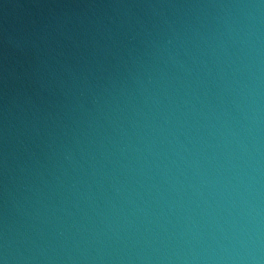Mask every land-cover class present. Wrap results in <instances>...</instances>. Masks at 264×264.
I'll return each mask as SVG.
<instances>
[{"label":"water","instance_id":"1","mask_svg":"<svg viewBox=\"0 0 264 264\" xmlns=\"http://www.w3.org/2000/svg\"><path fill=\"white\" fill-rule=\"evenodd\" d=\"M0 264H264V0H0Z\"/></svg>","mask_w":264,"mask_h":264}]
</instances>
